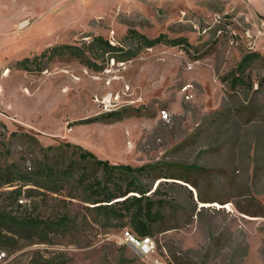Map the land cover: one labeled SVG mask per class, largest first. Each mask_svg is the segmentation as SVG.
Listing matches in <instances>:
<instances>
[{
	"label": "rangeland",
	"instance_id": "1",
	"mask_svg": "<svg viewBox=\"0 0 264 264\" xmlns=\"http://www.w3.org/2000/svg\"><path fill=\"white\" fill-rule=\"evenodd\" d=\"M131 30L190 46L99 60L100 71L70 55L25 63L98 36L136 49ZM251 52L264 56V0H0V184L40 163L77 162L79 146L115 166L146 167V196L164 202L152 227L158 255L141 260L120 244L124 228L98 227L67 197L82 196L76 184L60 194L0 185V212L76 220L48 243L24 234L0 250V264H264V57L246 86L222 81Z\"/></svg>",
	"mask_w": 264,
	"mask_h": 264
},
{
	"label": "trees",
	"instance_id": "2",
	"mask_svg": "<svg viewBox=\"0 0 264 264\" xmlns=\"http://www.w3.org/2000/svg\"><path fill=\"white\" fill-rule=\"evenodd\" d=\"M127 37L138 43L136 49H124L98 36L82 47L56 46L41 56H36L32 62L27 60L25 63L37 65L41 59H46L45 57L51 59L54 56L70 55L88 69L100 71L102 64H99V60L126 63L135 59L143 49H151L159 44L172 47L190 46L186 38L169 39L166 35H160L158 38L149 39L136 30L129 31ZM263 57L259 52L247 54L237 68L222 81H229L233 89L246 86L245 74L247 70L253 62ZM66 146L74 147L70 143H67ZM77 147L80 150V160L77 162L71 161L68 166L61 168L48 162L40 163L29 176L17 177L14 174L0 185H13L21 181L23 187L32 185L51 193L60 194L66 185L76 184L78 189H82V196L70 192L67 197L87 205L92 223L105 230L124 228L137 236L152 237L153 225L164 219L161 212L164 202L146 196L150 191L142 186L139 178L141 175L147 174V168L115 166L109 161L98 159L95 155ZM59 184L62 185L56 186ZM157 192H159L158 188L153 194ZM12 193L16 200L22 196L21 190H15ZM75 224V218L69 214H60L54 219L44 221L31 215L15 216L11 213L0 212V250L16 244L18 238L24 234L30 235L29 237L32 239H37L39 243H48L51 234H66L75 227ZM67 263V258L42 260V264Z\"/></svg>",
	"mask_w": 264,
	"mask_h": 264
},
{
	"label": "built area",
	"instance_id": "3",
	"mask_svg": "<svg viewBox=\"0 0 264 264\" xmlns=\"http://www.w3.org/2000/svg\"><path fill=\"white\" fill-rule=\"evenodd\" d=\"M120 244L130 248L141 260L150 259L154 255H158L159 251L158 243L153 237L137 236L128 229L122 230ZM153 264H167V261L159 257L153 260Z\"/></svg>",
	"mask_w": 264,
	"mask_h": 264
},
{
	"label": "bare ground",
	"instance_id": "4",
	"mask_svg": "<svg viewBox=\"0 0 264 264\" xmlns=\"http://www.w3.org/2000/svg\"><path fill=\"white\" fill-rule=\"evenodd\" d=\"M163 118L164 119L168 118V115L166 113H163Z\"/></svg>",
	"mask_w": 264,
	"mask_h": 264
}]
</instances>
